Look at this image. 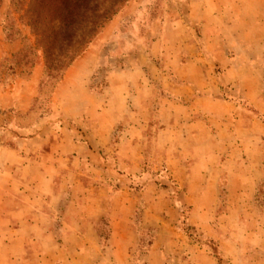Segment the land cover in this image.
<instances>
[{
  "label": "rangeland",
  "instance_id": "374dc122",
  "mask_svg": "<svg viewBox=\"0 0 264 264\" xmlns=\"http://www.w3.org/2000/svg\"><path fill=\"white\" fill-rule=\"evenodd\" d=\"M211 97L264 123V0H0V189L48 213L25 255L264 264V127L215 135L236 114L208 122ZM61 129L84 147L41 190L32 160Z\"/></svg>",
  "mask_w": 264,
  "mask_h": 264
},
{
  "label": "crops",
  "instance_id": "0c3cea01",
  "mask_svg": "<svg viewBox=\"0 0 264 264\" xmlns=\"http://www.w3.org/2000/svg\"><path fill=\"white\" fill-rule=\"evenodd\" d=\"M204 101L205 108L201 111H203L202 115L208 120V122L210 119L215 117V111L213 110V107L220 102H222L223 107H226L228 109L230 108L231 111L236 114V117L231 118V121H218L217 124H215V135L221 133L222 137H225L222 132L226 133L232 131L233 133V131H236L237 133L239 132L247 134L248 137L250 136L247 139L243 138L245 142L248 141L249 143H253V146L257 145V142L259 140L258 137L262 134V127H264V123L258 121L250 113L241 110L238 107H235V104L233 102L223 101L212 97L206 98ZM249 101L253 103L255 101H258V96L253 95L249 98ZM260 109H263L264 111L263 106ZM182 115L183 117L186 115L184 124L181 125L182 127L195 128L197 133H202L204 129V124L201 119L193 120L190 116V112L186 113V111L183 112ZM216 117L225 119L223 115H216ZM227 118L228 117L226 116V119ZM246 119H248L247 123H250L251 126H245L243 124V121H246ZM132 127L133 125H131L130 128ZM128 131H131V129H127L125 133H128ZM48 133L51 134L50 137L53 142H50L48 144V146L50 147L46 149L47 152L45 153L46 156L50 157L51 160L48 161L47 159H45L47 158L46 156L45 158H40L39 160H32V163L35 164L36 170L33 173L29 174L30 182L35 181L34 185L41 190L47 188L48 186L47 184L45 186L44 182H50L56 175L55 170L52 167L53 163L59 162L63 166H68L70 158L69 153H77L78 150L80 152L83 149L82 147H84L83 142L76 139L73 140L71 137H69V134L66 135L64 130L62 129L58 133L57 131H50ZM195 134L196 132L193 134V137H191V139L194 138ZM38 136L36 135L37 140H35V142L32 141L30 143L31 145H34L33 147H35V150H39L41 145V140L38 138ZM211 139L214 142L212 137ZM182 140L183 142L185 141V139ZM218 140H221L223 142L227 141L225 140V138H218ZM231 143L234 147L235 145L233 140L231 141ZM217 146L218 145H215V147ZM3 152L7 155L6 158L10 157L12 159L13 157H17L18 159H24L26 157L25 155L23 156L17 153L16 150L5 149ZM76 156H78V154H76ZM50 192L52 193L51 190L47 193ZM11 197H13V195L8 190L0 189V264H43V261H46V259L48 260V258H44V256H46L47 254L39 255L37 250H33L27 256L23 251L27 243L26 241L29 236H31V234L36 235V237L32 242L33 236H31L30 241L32 243H35V245L39 243L37 240L39 238L38 231H41L46 228L48 224V213L44 210L40 211L38 207H35L34 205H29L27 202H24L22 200L21 201L23 203L19 205L17 204V206L12 207L8 204V202H10L9 200ZM35 197L39 199L41 195L35 193ZM10 219H13L14 221L11 222ZM32 248L34 249V247ZM82 256V254H78L76 256L68 257L65 256L63 253H58L51 257V259L55 262L54 264H84L82 262L84 260Z\"/></svg>",
  "mask_w": 264,
  "mask_h": 264
}]
</instances>
